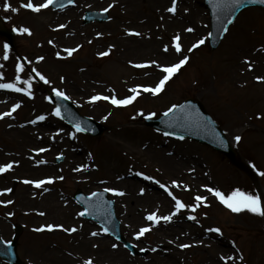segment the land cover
I'll use <instances>...</instances> for the list:
<instances>
[{
  "label": "rangeland",
  "instance_id": "rangeland-1",
  "mask_svg": "<svg viewBox=\"0 0 264 264\" xmlns=\"http://www.w3.org/2000/svg\"><path fill=\"white\" fill-rule=\"evenodd\" d=\"M201 1L176 0V10L172 13L167 11L172 6V0H163L162 6H158L156 0H129L120 4L110 0H75L70 11L76 22L65 24L64 18L57 17V13L50 8L38 14L22 6L28 0H8L17 9L12 12L4 10V0H0V15L4 22L14 29L27 27L30 30V34L15 30L16 52L8 48L7 59H4V43L0 39V78L5 79L6 83L15 82L21 88L26 87L23 83L25 80L31 85V95L25 92L17 94L15 100L9 101V106L18 104L19 107L15 110L13 105L9 107L12 112L9 119L0 121V165L13 163L18 147L27 151L30 159H33L32 169L28 171L11 169V177L0 174V190L11 189L0 192V201H12L10 204L0 203V237L10 240L14 236V225L20 226L17 235L20 264H61L56 258L43 256L49 249L67 255L65 264L73 263L70 254L83 256L81 264H85L86 258H91L93 264H104L103 256L112 253L129 257L131 264H264V221L260 226L251 227L243 211L232 212L221 202L207 197L210 194L204 192L202 186L191 182L195 179L192 174L178 175L180 181L175 187L163 183L172 193L168 198L169 206L175 208L173 196L186 205L179 210L175 208L179 212V219L167 222L157 220L155 223L149 221L146 217L151 209L140 202L135 209L136 213L139 212L140 222L132 227L131 235H128L122 227L121 213L115 209L124 238L138 254H133L122 243L110 238L95 222L77 215L82 210L72 200L75 190L90 193L101 187H110L107 179L128 171L136 175L143 173L138 176H150L153 177L152 181L161 182V175L154 171L158 162H153L150 154L154 157L158 149L165 146L193 151L199 159L201 175L209 181L210 188L220 190L225 196L239 185L248 186L253 195H264V175H261L264 173V152H261L264 147L260 143L264 142V83L257 79L264 77V10L253 7L242 10L227 29L219 46L210 50L208 15ZM80 4H84L85 10L108 9L109 19L83 25L82 15H78ZM188 28L193 31H186ZM177 34L181 45L179 53L172 40ZM60 35L66 36L58 43L64 51H55L49 47L48 41L58 42ZM199 39L205 42L189 52L191 45ZM73 48L76 50L68 55L65 49ZM52 51L60 52L61 59ZM100 52L108 54L100 56ZM183 56H188L189 60L157 95L144 92L140 87L136 99L126 106H115L104 99L90 101V97L96 94L115 95L117 99H123L132 95L130 90L136 86L154 87L145 79L162 77L158 65L176 63ZM17 63L23 65L19 73L16 71ZM78 66L83 68L80 75L82 73L90 79L94 77L88 83L89 91L80 99L59 83L65 78H72V83L78 82V78L71 77V72ZM28 67L32 74L27 71ZM32 69H36L48 82L40 80ZM17 75L21 77L20 81H16ZM53 88L63 91L81 116L105 126V132L91 138L64 126L54 114V105L47 99V91ZM187 97L197 98L224 132H232V147L239 166L231 164L211 148L156 132L143 125V119L149 113L153 114L151 117L160 116ZM41 113H47L46 121L51 123L44 126L46 140L42 139L43 126L29 119L32 114L37 117ZM246 130L249 132L246 133ZM236 136L241 137L237 142ZM61 139L68 144L76 141L77 145L62 149L57 146ZM121 141L129 149L143 147L150 154L137 156L135 166L128 169L127 165L134 158L125 156L116 146V142ZM66 153H69L68 157ZM58 157L62 159L56 161ZM71 157L80 162L88 159L93 182L91 186L78 183L65 170ZM21 178L29 181L51 178L47 191L59 192L73 206L77 220H50L59 217L48 213L47 217L39 220V213L46 211L40 199L43 190L30 186L29 191L20 183ZM155 185L159 187V183ZM22 194L26 196L23 198ZM197 195L206 199L197 202ZM109 197L113 198L112 195ZM189 205L194 207H187ZM56 212L54 214L58 215ZM71 223L76 230L65 231V228H71ZM47 224L63 225V228L35 230ZM141 227L150 230L137 238L135 233ZM190 227L193 230L218 227L221 232H211L213 235L206 236L211 240L195 251L197 248L180 247L192 242L182 234ZM93 232L98 235H92ZM211 242L213 245L206 247ZM114 244L116 247H113ZM216 249L225 259L220 258L212 263L210 259L213 260ZM228 253H232L234 258L227 259ZM0 264L8 263L0 260Z\"/></svg>",
  "mask_w": 264,
  "mask_h": 264
},
{
  "label": "bare ground",
  "instance_id": "bare-ground-1",
  "mask_svg": "<svg viewBox=\"0 0 264 264\" xmlns=\"http://www.w3.org/2000/svg\"><path fill=\"white\" fill-rule=\"evenodd\" d=\"M44 0H33V3H42ZM113 3L120 4L123 1H129V0H110ZM158 6H162L161 2L163 0H156ZM93 6V5H92ZM81 10L84 8V5L80 4ZM46 12V8L41 9L38 14H43ZM57 17L59 18H64V23L68 24L73 22H76L75 18L73 17V12L70 10H65L61 11L56 14ZM74 18V19H73ZM62 29V28H60ZM67 33L65 32V35ZM62 40L66 39V36L60 35V38L57 39L58 42H54L49 39L48 45L51 47L53 50H61V47L58 43L61 42ZM51 41V43H50ZM63 50V49H62ZM83 69V68H82ZM81 69V70H82ZM78 82L72 83L69 79H64L60 81V86H62L66 91L74 94L76 97L81 98V95H85L86 92L89 91L90 85L88 83L94 80V77L92 79L84 76V74L80 73L77 74ZM3 79V78H2ZM160 78L154 79V78H146L145 80L148 81V83H151L152 85H155ZM130 80V79H129ZM128 81V80H126ZM99 85V84H98ZM97 85V86H98ZM17 92L16 91H10L9 89H0V113H5L7 112L9 108V101L11 102L12 100H15L17 97ZM83 98V97H82ZM79 102H83L79 100ZM8 116H1L0 119L7 120L8 118H5ZM43 120H38L40 122V126H43L41 129H43L41 132L43 133V140H46V128L44 126H49L50 123L46 121V114L43 116ZM37 121V120H33ZM38 126V125H37ZM231 135L232 132L228 131L225 133V136L228 140V142H231ZM45 137V138H44ZM76 146L77 143L74 141L72 144L64 143V141H61L57 146H60L61 148L68 147L69 146ZM21 146V144H19ZM56 146V145H55ZM116 146L126 155L131 158H134L131 160L129 163V167H132L135 165V158L137 156H146L150 154V151L148 149L144 148H139L136 150L129 149L126 145L125 142H116ZM72 147V146H71ZM75 152H73V155ZM16 155L17 157L14 158V162L12 163V167L9 169H17V170H29L32 169L31 166V161L33 159H30L28 156V152H24L21 150L19 147L16 149ZM69 156V153H66V157ZM73 157L69 159V165L65 167V170L71 173V175L75 176L76 181H79L81 183H87L88 180L91 178V174L89 173V162L88 159H85L83 162H80L79 160H72ZM150 158L154 159L153 162L157 163L158 165L154 169L155 173L158 175L160 174V180L159 182V187L158 185H155V181L146 179V178H140L136 175V173L133 172H127V174L124 175H117V177H113L111 179H108L107 181L111 183L115 189L123 192V195H117L115 194L116 199V208L117 210L121 213L122 216V227L125 228L126 232L128 235H131V230L132 227L136 224L139 223V212L136 213L135 209L137 205L140 204V202L143 203V206L145 207H150L151 213L155 212L158 217H163L166 215H171L172 220L179 219V212L172 206L168 205V198L169 194L167 192L166 187H161L160 185L163 183H167L168 185H173L172 181H176V185H173L174 187L179 184L180 178L179 176L183 175H193V179L191 182L194 183V185L197 183L198 186H202L204 188V192L209 193L207 197L216 199L218 202L219 199L212 193L207 190V188H210L209 186V181L206 179L205 176L201 175V170L199 169V159L197 156L194 154L193 151H186L184 149H175L169 146H165L164 148H159L157 153H155V156L152 157L150 154ZM28 160H30L28 162ZM85 166V167H82ZM79 168V171H76L75 169ZM158 172H157V170ZM85 173V174H82ZM5 177H11L12 174L10 172H3L1 173ZM179 175V176H178ZM82 176V177H80ZM27 179H23L21 182L25 186L26 189H29L31 186L30 183H25ZM49 184V183H48ZM158 184V183H157ZM157 186V187H156ZM207 186V187H205ZM39 189H43V193L41 195V202L43 208L46 210L43 215L39 213V220L41 218L47 217L48 214H51L54 216H58V218H50V220H62V218H66L67 220H77L75 217L76 211L73 209V206L66 201L63 196L59 192L51 193L46 190L47 188V183L45 181L44 184H42ZM242 192H246L249 194H252L250 189L246 187L245 185H239L237 186ZM141 189H144L143 192H141ZM212 193V194H211ZM253 195V194H252ZM23 198L26 196V194L21 195ZM31 196V195H30ZM55 197L56 199H54ZM259 197L261 199V204L264 206V195L259 194ZM54 211H57L58 215L54 214ZM48 213V214H47ZM243 214L247 216V221L251 225V227H257L263 224L264 221V216H260L258 214H254L251 212H248L247 210L243 211ZM162 220V219H160ZM205 225H207V221L205 220ZM183 224L182 222H180ZM71 228H73V223L69 224ZM80 227H84V225H79ZM87 227L85 226V229ZM89 230V229H88ZM183 236H185V239H189L192 242L191 243H185V245H188V247H184V249H188L190 247L197 248L195 251L199 250L200 246L205 245L206 242L210 241L211 239L206 237V236H211L210 231L208 230H193V228H188L187 230L182 232ZM79 240V239H78ZM210 245H213V243H209L206 245V247H209ZM216 248H219L218 245H216ZM220 249V248H219ZM219 251L216 249V254L212 257L211 262L213 263L214 260H219L220 254L218 253ZM44 253V252H42ZM68 253V251H66ZM47 258H56L55 260L59 261L61 264H65L67 262V255L64 253L59 254L55 252L54 250L49 249L45 255ZM72 258V264H81L83 256L81 255H76V254H70L69 255ZM228 257L234 258V255L232 253H228ZM85 258V257H84ZM87 261L90 260L89 258H86ZM222 259V258H221ZM104 264H131L130 263V258L121 255L120 253L117 254H105L103 256ZM93 264V263H92Z\"/></svg>",
  "mask_w": 264,
  "mask_h": 264
},
{
  "label": "snow or ice",
  "instance_id": "snow-or-ice-1",
  "mask_svg": "<svg viewBox=\"0 0 264 264\" xmlns=\"http://www.w3.org/2000/svg\"><path fill=\"white\" fill-rule=\"evenodd\" d=\"M53 2H54V0H44L43 3H33V0H28V2L23 4L22 6L25 7V8L31 9L34 12H39L41 9L47 8ZM71 2H72V0H69V3H71ZM241 2H244V0H233V3H235V4H239ZM250 2H255V0H250ZM259 3L264 4V0H259ZM2 6H3L4 10H6V11H9V10L12 11V12H16L17 11L16 8H13L8 3V0H4ZM175 6H176V0H172V6L169 7L167 9V11L174 13L175 10H176ZM109 7H111V5H109ZM107 10L108 9H103V11H105V12ZM60 27H63V25H61ZM14 30H18L21 33H29L30 34V30L27 27H20L18 29H14ZM186 31L191 32V31H193V29L192 28H188V29H186ZM225 31H227V28H225ZM136 34L139 35V33H136ZM98 35H99V33H98ZM209 35H211V33ZM172 40H173V45L175 47L176 52H178V53L181 52V45L179 43V41H180L179 34L174 36L172 38ZM204 42H205L204 39L197 40L195 43H193L191 45V47L188 49V51L191 52L193 49H196L199 45H202ZM50 43H51V41H50ZM8 47H9L8 44H4V46H3L4 59L8 58ZM77 47H79V45ZM75 50L76 49H65V51L68 53V55H71ZM165 51H167V46H165ZM107 54H108L107 52L98 53V55H100V56H105ZM57 55H59V53H57ZM37 59H43V57H38ZM188 60H189L188 56H183V58L179 59L178 62H176V63H172V64L167 65V66L158 65V67L161 68V71H162L163 75L158 80V82L155 84L154 87L153 86H136V87H134V88H132L130 90L133 94L129 95V96L123 98V99H117L115 95H112L111 97H108V96H101L99 94H96V95H93V96L90 97V101L91 102H95L97 100L104 99V100H110V102L113 105H115V106H126V105L132 103L136 99V96L139 94L140 87H142L144 92H149V93H151L153 95H157L163 90L166 82L169 81L170 78H172V76L178 70H180L181 67L183 65H185ZM245 62H247V61H245ZM151 63H156V62L152 61ZM137 66H142V65H137ZM251 67H252V65L249 63V68L251 69ZM22 68H23V65L17 63V65H16L17 73L22 71ZM32 71L36 72V75L39 76L40 80L45 81V83L48 82L46 80V78L43 75H41L36 69H32ZM20 79H21V77L19 75H17L16 76V81H20ZM257 79L258 80H264V77H257ZM23 83L26 85V87H24V88L17 87V84L15 82L0 83V89H12V90H15V91H18V92H25V93L31 95V93H30L31 85H30L29 81L25 80V81H23ZM52 91L55 93L56 96L64 97L65 99L68 98V97L65 96V93L63 91H59V90H57L55 88H53ZM17 107H19L18 104L12 106L13 110H15ZM177 107H178L177 105H172L171 107H169L167 109L165 115L171 113ZM11 114H12V112L9 111V112H5V113H0V116H10ZM54 114L56 116H60L61 115L60 109L58 107L54 109ZM152 115H153L152 113H149L148 114V118H151ZM43 119H44L43 116H37L36 117V120H43ZM32 123H35V121H32ZM74 127H75L77 132L83 130L80 127L79 124L74 125ZM240 139H241L240 136H236L235 137L236 141H239ZM38 151H45V149H39ZM11 167H12V163H7V164L0 165V173H3L5 171H7ZM82 167H85V166H82ZM75 170L79 171L80 169L77 168ZM138 175H143V173H138ZM261 175H264V173H261ZM60 179H63V177H60ZM146 179L151 180V179H153V177L149 176V177H146ZM24 182L25 183H33V184H35L36 187H40L42 184L45 183V181H43V180H37V181L26 180ZM48 182H51V180L49 179ZM157 183H159V181H157ZM176 183H177L176 181H172L173 185H176ZM160 186L161 187H165L163 184H161ZM205 187H207V186H205ZM207 190L209 192H212L219 199V201L222 204H224L227 208H229L232 212L239 213L241 211L247 210L248 212L264 216V206H262L261 199H260L259 196L252 195V194H249V193H246V192H242L239 188L234 189L227 196H225L224 193H222L218 189L207 188ZM9 191H11V189L0 190V192H9ZM105 191H112V192H114L117 195H123L124 194L123 192H121V191H119L117 189H105ZM143 191H144V189H141V192H143ZM168 194H169V196H172V193L170 191L168 192ZM92 195L96 196L97 194L93 193ZM173 199L175 200V208L177 210L186 207V205L184 203H182L179 199H177L175 196H173ZM205 199H206L205 197L200 196V195H197L195 197V200L197 202H203ZM0 203L10 204V203H12V201H0ZM187 207H194V206L189 205ZM87 212H88V209L85 208L84 211H81V212L77 213V215L84 216V215L87 214ZM40 214L43 215V213H40ZM9 215H12V214L9 213ZM189 218L190 219H195V217H189ZM146 219L149 220V221H153L154 223L157 220H160V219H162V220L167 222V221L172 219V216L171 215H166V216H163V217H158L157 214L155 212H153V213L148 214ZM44 228H47L48 230H52L53 228H63V225L47 224V225H42L40 228H37L35 230L36 231H41ZM64 230L68 231V232H73L76 229L73 227V228H65ZM102 230L104 232H108V228H103ZM149 230L150 229L148 227H141L139 229V231L135 233V236L137 238H139L140 236H142L144 233H146ZM208 231L215 232V233H220L221 229L217 227V228L208 229ZM92 235L95 236V235H98V233L93 232ZM113 247H116V245L114 244ZM180 247H182V248L183 247H188V245H183L182 244V245H180ZM142 251H143V249H142ZM153 251H155V249H153ZM222 259H225V258L222 257ZM227 259H231V257H227ZM85 264H92V261L91 260L85 261Z\"/></svg>",
  "mask_w": 264,
  "mask_h": 264
},
{
  "label": "water",
  "instance_id": "water-1",
  "mask_svg": "<svg viewBox=\"0 0 264 264\" xmlns=\"http://www.w3.org/2000/svg\"><path fill=\"white\" fill-rule=\"evenodd\" d=\"M205 3L210 8L212 14L211 45L217 44L227 24L232 21L233 17L240 8L250 4L264 6V4L259 3V0H255V2L244 0V2L239 4L233 3V0H205ZM0 33L9 35V33L4 30H0ZM181 106L174 110V114H170L171 118L166 117V120H164V118L162 120H148L147 123L159 128H165L173 133H179L181 135H186L200 140L201 142L209 144L222 151L233 159V152L231 148L227 144L216 124L204 111L203 107L199 103L196 104L192 101H186ZM93 133L97 134L99 133V130H96ZM106 207L107 206H105L104 211L100 215L113 226L112 232L117 235V224L114 220L112 209L110 206ZM13 249L14 245L12 248L5 249L7 257L11 260H15Z\"/></svg>",
  "mask_w": 264,
  "mask_h": 264
}]
</instances>
